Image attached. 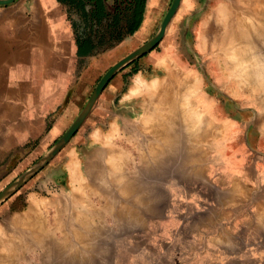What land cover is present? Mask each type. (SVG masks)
Returning a JSON list of instances; mask_svg holds the SVG:
<instances>
[{
  "label": "crops",
  "instance_id": "1",
  "mask_svg": "<svg viewBox=\"0 0 264 264\" xmlns=\"http://www.w3.org/2000/svg\"><path fill=\"white\" fill-rule=\"evenodd\" d=\"M169 2L145 0L143 21L133 35L145 36L152 28L149 22H156ZM74 4L76 0H14L0 5V160L5 159V165L10 156H22L56 141L69 126L75 107L72 98L64 103L65 94L72 90L73 97L77 96L88 85L86 74L78 80L75 72L79 58L92 56L78 51L83 40L75 32L79 18ZM155 57L149 53L142 60L153 64ZM129 71L124 68L108 82L100 116L88 118L87 131L76 132L60 162L48 168L57 172L55 180L45 184L59 190L50 203L57 218L80 209L76 202L80 190H100L105 170L96 172L92 164L107 152L111 135V140L124 147L126 141H137L140 136L135 126L136 100L124 95L134 75L153 74L138 69L130 75ZM202 111L218 132L200 143L198 159L184 163L177 152L182 161L169 157L156 168L157 175L148 178L150 187L161 190L157 201L147 200L146 206H166L164 230L152 232L154 224H150V232H142L143 221L155 216L152 211L146 214L148 218L143 216L139 207L142 222H134V232L110 231L105 226L101 234H106L97 232V245L91 252L95 254L79 264H264V107L220 95L211 98ZM73 161L84 179L80 187L67 168ZM6 223L9 213L0 223V232L6 231ZM35 248L26 251L27 258L17 257V264H47ZM163 257L165 263H159Z\"/></svg>",
  "mask_w": 264,
  "mask_h": 264
},
{
  "label": "bare ground",
  "instance_id": "2",
  "mask_svg": "<svg viewBox=\"0 0 264 264\" xmlns=\"http://www.w3.org/2000/svg\"><path fill=\"white\" fill-rule=\"evenodd\" d=\"M214 11L217 28L210 47L216 49L215 58L223 59L229 75L239 81L241 87H247L264 97V0H230L228 5H217ZM174 58L166 54L153 58V75H134L124 95V98L134 96L136 100L135 126L140 136L137 141L132 139L130 144L138 154L133 155L130 146L115 143L111 135L106 142L107 152L100 153L99 161L92 164L96 172L105 170L99 184L100 190L86 187L80 190V198L76 201L81 204L80 209L68 211L62 219L57 218L53 211V225L43 212L45 204L31 197L23 211L9 216L6 231L0 232V264H17L16 258H27L26 251L34 247L38 248V256L47 258V264L87 263L88 258L95 254L91 252L97 245V232L101 234L105 231L104 215L121 222L141 221L139 207L148 205L147 200L154 204L155 196L160 195L161 189L150 187L151 180L148 179H151V175L155 176L156 168L169 157L180 161L176 157L177 152L184 163L198 159L200 143L216 135L218 128L209 125L210 122L204 118L202 106L205 100L198 91L199 76L189 71L187 63L182 64ZM134 106L132 110L136 109ZM76 166L75 161L71 162L67 166L68 171L72 173L73 182L78 186L83 185L84 179L77 173ZM95 195L96 207L93 201ZM56 232L61 235H55ZM94 259L97 261V257Z\"/></svg>",
  "mask_w": 264,
  "mask_h": 264
},
{
  "label": "rangeland",
  "instance_id": "3",
  "mask_svg": "<svg viewBox=\"0 0 264 264\" xmlns=\"http://www.w3.org/2000/svg\"><path fill=\"white\" fill-rule=\"evenodd\" d=\"M132 2H129L124 7L123 4H117L114 0H106L105 5L109 13L104 11L102 7L98 5V14H96L93 22L88 20V12H81L83 6L81 4L77 5L76 12L79 21L78 28L75 29V32L77 31V36L82 38V40L86 38L91 40L93 47L91 52L87 54L88 57L91 55L92 58H87L86 60L85 58H79L77 67L75 68V72L79 76L78 80L82 74H86L85 77L88 80L87 87H83V90L80 91L81 93L74 97L72 90L70 93L65 94L64 103L69 102V99L72 98L74 102L73 104L75 105L68 117L70 123L84 108L97 82L105 71L119 59L148 41L157 32L161 20L172 0H170L169 4H167L163 11L158 15L156 22H149L152 28L147 29L145 36L142 35V37H136L133 33H135L143 21L145 3L142 8L141 20L138 23V26L134 31L129 32L128 23L131 21L132 9L134 8V2ZM229 2L230 0H181V4L173 15L169 26H167L168 30L165 31L163 37L151 49L129 61L116 71L110 80L124 68H130V75L138 69L153 74L155 72L154 65L143 61L142 58L149 53L151 56L156 54L158 57L166 54L172 58L175 57L174 59H177V61L182 64L187 63L186 65L189 67V71H193L192 73L199 76L198 91L202 98H204L205 104L208 103L211 98L219 99L220 95H222L223 98L232 97L239 99L244 104L251 107H264V97H261L259 94H256L255 91H251L247 87H241L242 85L239 84V81L231 78L229 70L225 68L223 59L217 60L214 55L216 54V49L210 47L215 39V29L217 28L214 10L217 5L224 3L225 5H228ZM106 8L105 10H107ZM85 25L87 26L84 27ZM106 85L95 99L89 113L74 134L81 129L87 131L86 124L88 118L100 116L101 96ZM213 90H216V92L213 93ZM220 91L222 93H220ZM204 118L206 119V122L211 123H208L209 125H213L212 119L206 114L204 115ZM208 124H206V127H209ZM88 129H90V126ZM71 137L45 165L31 174L17 189L0 201V223H4L5 215L7 213H9L10 216L14 212H21L26 203L29 202V199L31 197H36L39 201L45 204L43 212L45 217L49 218V223L53 225L51 217L53 210L50 203L53 194L59 190L52 188V185L51 187L48 185L45 187L47 181H53L57 176L56 170H49L48 168L50 166L54 167V163L56 164L60 162V158L70 145ZM54 142H48L44 146H39L38 150L29 149V151L22 156L17 154L10 156L8 165L3 164L5 159L0 160V192L6 189L7 186L37 162V160L46 153ZM125 145L127 147L130 146L129 150L133 155L138 154L130 144V141H127ZM93 199L96 203V207L98 204L96 202L97 196L95 195ZM7 200H9L8 208L6 205ZM141 209L143 211V216L148 218V215L146 214H149L150 211H152V214L155 216V219L152 221H143L142 232H150V224H154L152 232H162L165 228V223H162V221L165 219L166 206L158 205L151 207L143 205ZM102 219L106 228H111L110 231L134 232V221L121 222L120 220H113L107 215H104ZM141 222L142 219L136 223L141 224ZM160 262L165 263V258L163 257L159 263Z\"/></svg>",
  "mask_w": 264,
  "mask_h": 264
},
{
  "label": "water",
  "instance_id": "4",
  "mask_svg": "<svg viewBox=\"0 0 264 264\" xmlns=\"http://www.w3.org/2000/svg\"><path fill=\"white\" fill-rule=\"evenodd\" d=\"M14 0H0V5L12 3ZM181 0H172L169 8L167 9L165 15L163 16L160 26L157 32L141 46L125 55L123 58L119 59L113 65H111L105 73L101 76L97 82L89 100L87 101L84 108L76 116V118L70 123L66 130L60 135V137L51 145V147L44 153L37 162H35L27 171L20 175L16 180H14L9 186L6 187L2 192H0V201L11 194L15 189L19 187L31 174L40 169L45 165L58 151L59 149L68 141V139L74 134L77 128L82 124L87 114L89 113L95 99L107 84L110 78L118 71L121 67L127 64L129 61L133 60L137 56L143 54L144 52L151 49L165 34V29L170 23L173 15L175 14L178 5Z\"/></svg>",
  "mask_w": 264,
  "mask_h": 264
},
{
  "label": "trees",
  "instance_id": "5",
  "mask_svg": "<svg viewBox=\"0 0 264 264\" xmlns=\"http://www.w3.org/2000/svg\"><path fill=\"white\" fill-rule=\"evenodd\" d=\"M144 3H145V0H135L134 1V8L132 9L131 21L128 23L129 32L134 31L136 27L138 26V23L141 20L142 8L144 6ZM82 12H85V11H82ZM92 47L93 45L91 44V40L87 38L83 40V43L81 44L80 42L78 43V51L81 53H90Z\"/></svg>",
  "mask_w": 264,
  "mask_h": 264
},
{
  "label": "flooded vegetation",
  "instance_id": "6",
  "mask_svg": "<svg viewBox=\"0 0 264 264\" xmlns=\"http://www.w3.org/2000/svg\"><path fill=\"white\" fill-rule=\"evenodd\" d=\"M114 1H115V3L120 4V5L123 4V6L125 7L126 4H128L129 2H132V1L134 2L135 0H114ZM81 3L83 6V9L84 10L86 9L88 12V16H89L88 20L90 22H93L96 14H98V5L101 6L104 11L109 13V11L105 5L106 0H76V4L73 5L74 9L77 10V5H80ZM104 7L107 10H105Z\"/></svg>",
  "mask_w": 264,
  "mask_h": 264
}]
</instances>
